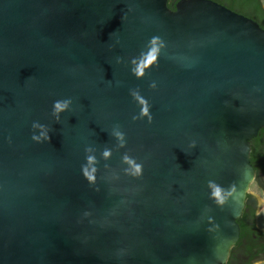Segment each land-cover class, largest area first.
<instances>
[{"label":"water","instance_id":"95a60500","mask_svg":"<svg viewBox=\"0 0 264 264\" xmlns=\"http://www.w3.org/2000/svg\"><path fill=\"white\" fill-rule=\"evenodd\" d=\"M263 126L264 29L243 15L0 0V264L224 263Z\"/></svg>","mask_w":264,"mask_h":264},{"label":"flooded vegetation","instance_id":"af4514ba","mask_svg":"<svg viewBox=\"0 0 264 264\" xmlns=\"http://www.w3.org/2000/svg\"><path fill=\"white\" fill-rule=\"evenodd\" d=\"M178 1L166 0L168 8L175 10ZM211 1L251 19L264 29V0ZM249 142L253 177L246 190L242 211L236 219L238 238L222 264H258L264 261V126Z\"/></svg>","mask_w":264,"mask_h":264},{"label":"clouds","instance_id":"9594fccd","mask_svg":"<svg viewBox=\"0 0 264 264\" xmlns=\"http://www.w3.org/2000/svg\"><path fill=\"white\" fill-rule=\"evenodd\" d=\"M154 41L159 39L158 37H154L153 38ZM159 49L157 48H153L152 50H150V52L141 60L140 64L137 65V67L135 68V74L138 77H142L145 74V69L151 67L153 64H158L159 61V56L157 55ZM153 87H155V83L152 85ZM141 101V103L143 104V107L141 109V116H147L149 122L152 121L153 117L151 115L150 112V107L147 103V101L143 98V97H138ZM68 101H57L55 103V112L56 113H60L65 111L68 108ZM41 136L43 137V140L41 139V137H37V136H33V139L37 142H43L44 140H51V136L47 134V132H42ZM105 155H109L108 152L105 153ZM91 159V158H90ZM137 174H141V168L139 165H137ZM85 175L87 176V178L89 180H94L95 177L92 176L90 173L87 172V170H85ZM253 186H255V181H253ZM214 195L217 196L218 198V202L219 203H223V198L220 196V189L217 188L216 191L214 192ZM258 264H264V261L258 262Z\"/></svg>","mask_w":264,"mask_h":264}]
</instances>
